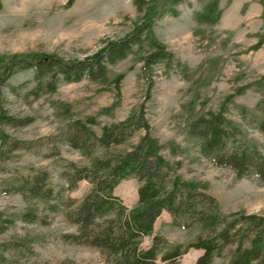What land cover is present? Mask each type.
Instances as JSON below:
<instances>
[{
	"label": "rangeland",
	"instance_id": "obj_1",
	"mask_svg": "<svg viewBox=\"0 0 264 264\" xmlns=\"http://www.w3.org/2000/svg\"><path fill=\"white\" fill-rule=\"evenodd\" d=\"M68 1L1 0L0 57L40 53L82 59L103 47L106 40L129 34L148 8L136 0H75L67 7ZM156 1L163 14L153 30L173 54L170 64L157 63L147 74L144 59L153 49L145 43L134 46L127 58L110 66L105 81L60 80L55 93L36 97L32 94L37 85L34 73L18 68L3 86L7 112L32 122L3 127L13 143H30L31 150H6L0 158V213L12 222L0 233V264H112L104 251L64 238L78 233L67 212L76 209L92 190L86 180L70 189L64 173L69 163L90 169L97 160L130 151L145 132H136L120 145H95L90 153L72 147L63 132L73 121L94 118L97 124L90 127L100 137L105 125L123 121L142 108L152 136L165 146L162 155L171 163H181L178 173L183 180L206 185V193L217 200L225 215L244 212L264 216V182L253 176L238 178L233 170L215 165L187 134L189 123L198 116L225 109L226 117L238 123L264 154V133L258 129L264 119L260 108L264 98V0ZM214 3V17L219 19L199 21V15ZM260 41L261 46L255 49ZM228 98L232 100L228 102ZM53 101L69 104L70 115L58 116ZM40 173L48 175L47 183L54 189L52 199L15 191ZM139 186L138 180L130 177L118 184L114 194L132 209L138 203ZM28 213L37 220H25ZM213 234L198 223L177 226L171 214L163 211L153 235L143 238L142 247L149 248L155 236L171 245H188ZM236 245H227L212 264L227 263ZM203 254L204 250L191 248L177 264H197ZM157 264L166 263L159 259Z\"/></svg>",
	"mask_w": 264,
	"mask_h": 264
},
{
	"label": "trees",
	"instance_id": "obj_2",
	"mask_svg": "<svg viewBox=\"0 0 264 264\" xmlns=\"http://www.w3.org/2000/svg\"><path fill=\"white\" fill-rule=\"evenodd\" d=\"M74 1L69 0L66 6L70 7ZM136 1L148 5L143 20L136 23L123 38L106 40L104 46L92 55L82 59L40 53L0 57V158L5 156L6 150H31L30 143H13L3 128L22 127L32 122L31 118H15L4 107L2 88L16 69H29L34 73L37 85L32 94L39 97L43 93H55L60 80L67 83H77L85 78L105 81L110 66L127 58L134 46L142 47L145 43L153 49L144 59L147 74L157 63L172 62L173 54L157 39L153 30L156 20L163 14L157 9V1ZM171 1L177 4L183 0ZM2 8L0 0V12ZM216 8V3L212 4L203 15H199L198 20L216 22L219 19V16L214 17ZM174 16H177L176 12ZM261 44L260 41L254 48L258 49ZM122 78L120 76L116 80L117 94ZM152 86L153 83L149 86V92ZM262 87L264 90V84ZM243 90L240 89L238 93L242 94ZM231 98H228V102ZM52 108L58 116L66 117L71 113V106L63 102L53 101ZM260 108L264 112V98ZM225 113V109H222L198 116L188 125V137L211 156L215 165L233 170L238 178L253 176L264 182V154L242 127L228 119ZM96 124L94 118L86 122L73 121L64 130L63 138L72 147L90 153L92 147L98 144L104 147L120 145L138 131H144L145 135L130 151L97 160L90 169L69 163L64 173L69 188L74 189L78 182L86 180L92 184V190L76 209L67 212V219L78 226V233L65 235V239L104 251L112 264H157L159 259L166 264H177L191 248L204 250L197 264H212L214 258L233 242L237 244L234 254L227 263L222 264H264V216L244 212L225 215L217 200L206 193V185L183 180L178 173L181 163H171L162 155L165 146L152 136L144 108L123 121L105 125L100 137L90 127ZM258 129L264 133V119L259 122ZM172 152L175 153V149ZM130 177L140 183L138 203L132 209L114 194L118 184ZM47 179V173H40L16 187L15 191L50 200L54 197V189L48 185ZM4 193L8 194L9 191ZM163 211L171 214L177 226L190 227L198 223L214 234L207 238L199 237L188 245H171L164 238L155 236L152 245L143 248V238L153 235L156 220ZM24 219L33 222L37 217L28 213ZM0 223V233L12 224L1 213ZM162 245L166 249H161Z\"/></svg>",
	"mask_w": 264,
	"mask_h": 264
}]
</instances>
